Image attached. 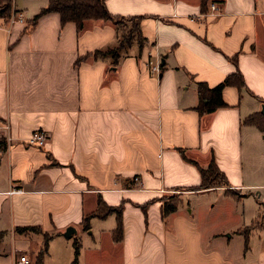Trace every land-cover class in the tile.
Wrapping results in <instances>:
<instances>
[{"label": "crops", "instance_id": "0c3cea01", "mask_svg": "<svg viewBox=\"0 0 264 264\" xmlns=\"http://www.w3.org/2000/svg\"><path fill=\"white\" fill-rule=\"evenodd\" d=\"M13 2L25 21L0 23V264L22 254L35 264L47 241L41 264H74L75 242V264H264V224L248 241L242 230L264 210V131L244 122L264 103V0H208L207 11L202 0H106L113 14L144 16L145 46L117 65L77 63L116 45L113 21L79 32L56 11L28 27L49 0ZM237 68L245 86H226L228 105L200 114L198 82ZM36 129L44 145L30 143ZM182 148L204 167L214 156L229 187L193 189L202 175ZM100 200L124 205L121 238L115 212L92 215Z\"/></svg>", "mask_w": 264, "mask_h": 264}, {"label": "trees", "instance_id": "16d2710c", "mask_svg": "<svg viewBox=\"0 0 264 264\" xmlns=\"http://www.w3.org/2000/svg\"><path fill=\"white\" fill-rule=\"evenodd\" d=\"M14 0H0V18L8 20L12 17L13 11H17L14 7ZM202 10L207 11L208 0H202L201 3ZM58 12L61 15V22L64 24L69 21H74L77 25L79 32L84 30L85 23L87 20H105L113 21L117 28V40L116 45L109 47L107 49H96L92 52H88L84 56H79L77 63L86 60L88 56H92L95 59H101L103 56H110L113 59V65H117L119 59L124 53H127L131 46L135 43L139 45L140 50L145 46L146 36L143 35L141 22L144 16L142 15H130L123 16L118 14H113L109 11L107 7L106 0H49V4L34 15L32 19L29 20L28 27H33L42 14L48 12ZM1 21V20H0ZM234 62L237 61V55L232 58ZM198 92L199 98L201 99L200 104L197 106L200 114H204L210 111H214L221 106L228 105L225 98H223V90L228 85H237L240 89L245 86L243 73L240 68H237L234 73L228 75L220 81V84L216 86H211L207 82H198ZM245 123L255 124L264 131V113L262 111H257L251 116L244 120ZM6 146V138H0V147ZM183 157L192 163H196L199 166L200 173L202 175V181L199 185L195 186L193 189L198 188H209L211 186H223L229 187V179L225 172H222L216 162L214 156L210 160L209 164L204 167L201 166L196 159H191L185 153V149H181ZM226 192L236 199L241 198L245 194L241 191H237L233 188H228ZM99 209L92 215L105 216L107 213L115 212L117 214L118 227L115 231L117 239L122 237V209L123 204L118 206L106 205L103 201H99ZM178 200L176 201H166L163 207V214L166 215L170 212L175 211L178 208ZM90 215V216H92ZM90 216H85L83 218V224L85 228H90ZM263 217V218H262ZM264 214L256 218L252 224L242 229L246 234V241H248L249 233L251 229L256 226L264 224ZM25 229H38L34 227H23ZM48 241L45 243L44 247L41 249L35 264H41L42 258L45 254ZM75 257L73 263H77L80 244L75 242Z\"/></svg>", "mask_w": 264, "mask_h": 264}, {"label": "built area", "instance_id": "2783aa9c", "mask_svg": "<svg viewBox=\"0 0 264 264\" xmlns=\"http://www.w3.org/2000/svg\"><path fill=\"white\" fill-rule=\"evenodd\" d=\"M211 9L212 10H215L217 11L218 8H219V5H217L216 3H211ZM16 21H21V22H24L25 19L24 17L22 16L21 13H18L17 11L13 12L12 14V20H11V23L12 22H16ZM152 71L156 72V73H160V66L159 65H152ZM5 127L6 129L8 128V125L6 123H2L0 124V130L1 128ZM46 139H47V133H45L43 130H40V129H36L34 130L32 133H31V137L29 139L30 143H37L39 145H44L45 142H46ZM139 177L136 176V179H138ZM22 189L21 188H18V189H12L10 192L14 193V192H18V191H21ZM30 262V258L28 257V255L26 254H22L20 255V257H18L14 264H27Z\"/></svg>", "mask_w": 264, "mask_h": 264}, {"label": "rangeland", "instance_id": "374dc122", "mask_svg": "<svg viewBox=\"0 0 264 264\" xmlns=\"http://www.w3.org/2000/svg\"><path fill=\"white\" fill-rule=\"evenodd\" d=\"M13 12H15V11H13ZM13 14V13H12ZM0 23L2 22L4 25H6V26H9L10 24H12L11 23V20H12V17L10 18V19H8V20H5L4 18H0ZM221 187H226L225 185H223V186H221ZM177 199H174V198H172V199H170L169 200V202L170 201H176ZM263 214H264V210H263ZM219 216H222L221 214H218ZM231 216H232V221H237V216H235L234 214H233V211H231ZM263 218V217H262ZM261 220H263L264 221V219H261ZM236 237H238L237 235H236ZM262 240H263V243H264V235H263V238H262Z\"/></svg>", "mask_w": 264, "mask_h": 264}, {"label": "water", "instance_id": "95a60500", "mask_svg": "<svg viewBox=\"0 0 264 264\" xmlns=\"http://www.w3.org/2000/svg\"><path fill=\"white\" fill-rule=\"evenodd\" d=\"M261 111L264 113V103H263V105H262ZM76 231H77L76 228H75L74 226L70 225V226H68V227L66 228V230L64 231V235L70 237V236L72 235V233H75Z\"/></svg>", "mask_w": 264, "mask_h": 264}]
</instances>
